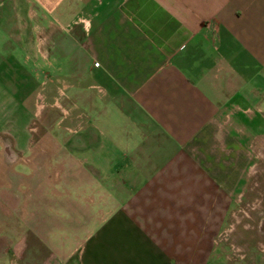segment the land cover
<instances>
[{"label": "crops", "instance_id": "obj_1", "mask_svg": "<svg viewBox=\"0 0 264 264\" xmlns=\"http://www.w3.org/2000/svg\"><path fill=\"white\" fill-rule=\"evenodd\" d=\"M263 110L264 0H0V135L94 176L65 264H215Z\"/></svg>", "mask_w": 264, "mask_h": 264}, {"label": "rangeland", "instance_id": "obj_2", "mask_svg": "<svg viewBox=\"0 0 264 264\" xmlns=\"http://www.w3.org/2000/svg\"><path fill=\"white\" fill-rule=\"evenodd\" d=\"M43 72L55 74L53 69ZM31 74L33 87L38 77L33 67ZM53 114L50 129L57 132ZM253 117L245 137L251 161L216 240L215 264H264V110ZM31 119L39 123L37 117ZM40 133L17 130L0 135L13 144L17 155L10 157L20 156L8 163L2 156L9 149H0V264H65L58 258L94 230L99 215L96 204L79 193L94 178L84 172L90 166L75 169V160L63 157L69 150L26 147L28 138L38 142Z\"/></svg>", "mask_w": 264, "mask_h": 264}, {"label": "flooded vegetation", "instance_id": "obj_3", "mask_svg": "<svg viewBox=\"0 0 264 264\" xmlns=\"http://www.w3.org/2000/svg\"><path fill=\"white\" fill-rule=\"evenodd\" d=\"M262 226V225H261ZM262 228V227H261ZM262 233H264V232H262ZM264 239V238H263Z\"/></svg>", "mask_w": 264, "mask_h": 264}]
</instances>
